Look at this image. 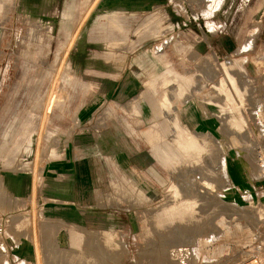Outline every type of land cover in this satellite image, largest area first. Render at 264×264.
<instances>
[{"label": "rangeland", "instance_id": "1", "mask_svg": "<svg viewBox=\"0 0 264 264\" xmlns=\"http://www.w3.org/2000/svg\"><path fill=\"white\" fill-rule=\"evenodd\" d=\"M176 2L181 11L179 49L168 43L164 57L179 60L173 67L179 74L167 68L157 99L142 95L127 104L106 103L81 126L78 105L84 90L69 61L75 28L67 20L30 16L19 0H0V264L264 262V177L258 163L264 149V35L224 36L229 50L207 46L199 52L207 34L183 31L195 25L204 32L203 22L186 17L191 0ZM244 6L245 18L241 21L240 13L234 27H257L256 20L247 18L250 5ZM149 85L155 90L156 81ZM157 104L163 113L140 115L141 107L155 111ZM117 107L129 112L130 150L141 149L143 157H150L147 141L162 170L155 165L116 168L111 183L98 193L99 227L44 217L36 200L29 225L20 231L33 242L35 254H13L7 241L19 221L12 216L17 213L13 202L20 205L7 178L13 172L33 174L35 180L41 178L36 181L41 188L46 162L64 149L76 148L79 156L78 141L96 128L111 126ZM191 110L196 132L186 126ZM152 117L167 126L165 136L155 123L149 127L146 119ZM191 138L203 146L195 156L186 151ZM232 156L254 165L252 175L259 181L227 193ZM181 211L191 214L179 216ZM60 230L68 234L64 251L57 242ZM181 246L188 248L187 262Z\"/></svg>", "mask_w": 264, "mask_h": 264}, {"label": "crops", "instance_id": "2", "mask_svg": "<svg viewBox=\"0 0 264 264\" xmlns=\"http://www.w3.org/2000/svg\"><path fill=\"white\" fill-rule=\"evenodd\" d=\"M191 1L194 5L189 7L187 15L190 14L195 21L202 20L205 31L194 25L192 30L187 29L183 33L207 34L209 39H203L204 49L199 48V52L210 47L219 52L229 50V42L224 36L264 35V0ZM83 2L85 4L82 6ZM197 3L201 6H197ZM245 4L250 5L247 18L256 20L257 27H234L233 22H238L240 13H243L241 21L245 18ZM19 5L30 16L67 20L69 28H75L76 37L69 61L77 82L82 84L84 90L78 105L81 126L96 118L106 103L127 104L142 95L146 99H157L156 94L163 86L160 78L168 67L173 68L179 63L178 59L164 57L168 43L172 44V49H179L177 38L181 34V11L176 0H19ZM208 23L216 25L215 30L207 26ZM250 29L253 31L250 32ZM222 37L224 41H221ZM173 71L179 74L174 68ZM153 81H156L155 90L149 85ZM163 94L164 91L161 97ZM162 109L160 104H157L155 111L145 106L141 107L139 113L143 117L148 112L153 116L163 113ZM128 113L117 107L111 126L96 128L92 136L86 139L82 136L77 145L82 152L79 156L76 148L64 149L54 159L48 160L44 166L41 188L37 186L41 178L35 180L33 174L13 172L7 178L12 197L20 205L15 207L13 202L12 209L17 213L12 216L19 221L15 222V235H10L7 241L12 244L10 248L13 254H35L33 242L27 236H21L20 231L29 225L28 216L32 215L36 200V209L44 217L74 225L91 223L99 227V223H95L100 218L98 193L101 186L104 188L107 182L111 183L116 168L126 170L132 166L155 165L156 169L162 170L151 154L150 143L146 141L145 145L150 149L145 151L154 159L143 157L141 149L137 152L128 147ZM188 116L186 126L196 132V113L191 110ZM146 120L149 127L155 123L165 136L168 128L162 121L159 122L158 117L154 122L153 117ZM188 147V154L195 156L201 153L203 146L191 138ZM255 169L254 165L238 156L229 158L230 187H226L225 191L232 193L233 188L246 186L249 181L257 183L259 178L252 175ZM190 214L191 211H181L179 216Z\"/></svg>", "mask_w": 264, "mask_h": 264}, {"label": "bare ground", "instance_id": "3", "mask_svg": "<svg viewBox=\"0 0 264 264\" xmlns=\"http://www.w3.org/2000/svg\"><path fill=\"white\" fill-rule=\"evenodd\" d=\"M209 77V76H208ZM53 88V87H52ZM54 92V91H53ZM56 95V94H55ZM187 182V181H186ZM185 187V186H184ZM190 187V186H189ZM2 192V191H1ZM188 192V191H187ZM54 225V224H53ZM56 227V226H55ZM54 227V228H55ZM58 228H59V226H58ZM61 228V227H60ZM63 228V227H62ZM57 230V229H56ZM48 233H49V231H48ZM57 234V233H56ZM57 242H58V245H59V247H60V249L61 250H66L67 248H68V246H69V241H68V234L66 233V232H64V231H62V230H60L59 232H58V234H57ZM182 247V246H181ZM182 249L184 250V252H182L184 255L182 256L181 255V257H182V259H183V261L184 262H187L186 261V259H187V257L189 256V252H187L188 251V248H184V247H182ZM181 249V250H182ZM180 250V249H179ZM174 251H176V250H174ZM179 254V253H178ZM40 255V254H39ZM180 256V255H179ZM38 259V258H37ZM39 261V260H38ZM40 262V261H39ZM65 263V262H64Z\"/></svg>", "mask_w": 264, "mask_h": 264}, {"label": "built area", "instance_id": "4", "mask_svg": "<svg viewBox=\"0 0 264 264\" xmlns=\"http://www.w3.org/2000/svg\"><path fill=\"white\" fill-rule=\"evenodd\" d=\"M258 163L261 165V170L263 171L262 177H264V149H262L258 154ZM248 264H264V262L260 261L258 258L251 261Z\"/></svg>", "mask_w": 264, "mask_h": 264}]
</instances>
